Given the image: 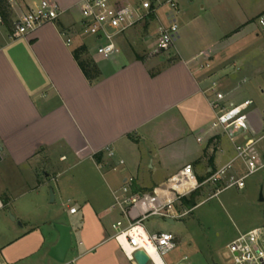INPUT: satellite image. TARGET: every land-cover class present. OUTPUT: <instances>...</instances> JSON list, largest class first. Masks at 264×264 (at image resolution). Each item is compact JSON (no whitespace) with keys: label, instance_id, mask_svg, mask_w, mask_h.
<instances>
[{"label":"crops","instance_id":"1","mask_svg":"<svg viewBox=\"0 0 264 264\" xmlns=\"http://www.w3.org/2000/svg\"><path fill=\"white\" fill-rule=\"evenodd\" d=\"M1 1L4 3H0V12L2 9L5 19L0 23V196L5 197L7 208H0V219L10 222L8 211L17 197L36 194L42 203L32 205V215L18 218L21 226L17 219L11 222L15 226L10 227L14 236L12 240L0 239V264L28 260H35L32 264H59L49 257L50 249L59 241L53 224L71 227V236L74 227L66 224V218L55 210L49 211L46 203L54 205L58 199L64 205L66 185L63 188L59 180L65 177L66 167L72 161V167L88 162L111 175L116 186L111 190L112 197L121 192L127 179L133 178L134 193L165 202L176 194L172 180L186 167H192L200 184L210 167L221 168L234 157L227 138L220 140V151L212 152L209 148V136L205 133L215 114L208 88L228 74L225 80L230 83L255 78V73H246L245 62L241 66L236 60L233 66L227 62L228 58L242 54L241 43L252 34L251 18L220 30L206 50L183 54L176 46L178 36L172 47L177 52L175 57L169 55L170 51L164 53L166 57H142L136 52L132 29L131 35L127 32L118 40L120 54L104 59L96 54L95 46L90 48L84 43L80 0H50L65 14L20 39L12 38L15 24L44 0ZM164 12L161 9L159 18L134 29L150 27L157 34L159 24L165 22ZM82 46L88 49L83 59L93 61L100 70V77L93 82L86 79L73 56ZM232 47V56L226 55ZM155 50L156 47L153 53ZM202 53L204 57L200 56ZM204 63L210 65L209 70L200 68ZM253 107L254 102L249 109L251 114ZM249 125L255 131L250 122ZM97 155H102L100 163L96 161ZM212 157L214 162L210 166ZM116 172L120 178L112 175ZM153 177H158L159 182L154 183ZM50 182L57 183L53 203L47 202ZM113 204L105 210L107 213H112ZM72 208L69 207V214L76 216L78 211L71 214ZM44 226L51 227L54 236H45L41 230ZM145 230L148 234L161 233ZM98 235L96 229L84 232L86 248L74 261L85 258L104 243L112 244L113 258L118 253L125 256L114 234L103 235L97 241Z\"/></svg>","mask_w":264,"mask_h":264},{"label":"rangeland","instance_id":"2","mask_svg":"<svg viewBox=\"0 0 264 264\" xmlns=\"http://www.w3.org/2000/svg\"><path fill=\"white\" fill-rule=\"evenodd\" d=\"M177 3L180 10L177 16L180 41L176 40L177 44L176 41L175 44L183 54L185 51L206 50L210 48L208 46L217 38L220 30H226L235 24L242 23L246 17L253 20L251 24L254 25L249 28L252 34L244 40V43H241V46H244L240 47L243 50L242 54L236 57L237 59L228 58L227 62L232 66L235 65V60L238 66L245 62L246 73L253 72V75L255 73V78L249 82L248 79L243 78L241 83L240 81L230 83L225 80L229 77L228 74L224 79L219 78L218 84L220 90L227 96L226 103L233 102L238 105L248 99L254 102L252 114L249 113V122L258 133L260 114L264 111V93L260 92L264 90V25L260 23L261 20L264 21V0H177ZM150 29L144 26L138 29L140 31L133 29L136 52L146 59L164 55V53H153L157 34ZM127 34L131 35L130 31ZM83 40L90 48L94 47L93 38L85 37ZM79 43L80 40L74 47ZM232 49L235 48L232 47L225 54L232 56L234 51ZM169 55L175 57L177 52L171 48ZM204 64L208 65V63ZM229 70L234 71L231 68ZM70 164L69 168L66 167L65 177L59 180L63 188L66 185L64 205L62 206L58 199L54 205L46 203L49 211L55 210L62 218H66V224L74 227L72 249L68 254L66 264H88L90 262L131 264L122 253H118L116 258L112 257L111 243L100 245L83 259L73 260L78 258L86 248V245H83L85 231L96 229L99 234L96 237L98 241L101 237L103 238V235L105 237L108 234H114L113 224L117 222L126 224V219L119 214L118 210L112 213L105 211L114 202L111 190L116 186L111 180V175H107L103 168L96 169L88 162L76 167H72L74 161ZM144 172L147 173L146 170ZM112 175L119 177L118 172ZM158 176H163V174H158ZM233 176L234 173H230L217 185L207 184L201 188L200 196L197 198L198 205L194 209L189 210L180 205L179 210L186 211L187 215L175 221L174 225L160 216H152L145 221L144 226L148 231L167 232L177 239V248L162 257L164 264H179L185 257L188 259L185 264H233L228 245L239 234L254 229L264 231V201H261V197L264 200V169L245 181V189L231 188L218 193ZM153 178L154 183L159 182L158 177ZM50 183L48 203L51 200V192L54 193L57 188V183ZM15 200H17L16 203H13L8 211L10 222L0 219V239L12 240L14 236V230L10 229V227H15L11 223L13 222L11 216L19 222L18 218L32 215L30 212L32 205L42 203V199H39L36 194L21 199L17 197ZM0 201L4 202L5 197L0 196ZM71 206L78 211L76 216L69 214ZM50 229L51 227L44 226L41 230L45 236H54ZM3 234L5 236H1ZM153 258L157 264H163L155 254ZM34 261L28 260L20 264H32Z\"/></svg>","mask_w":264,"mask_h":264},{"label":"built area","instance_id":"3","mask_svg":"<svg viewBox=\"0 0 264 264\" xmlns=\"http://www.w3.org/2000/svg\"><path fill=\"white\" fill-rule=\"evenodd\" d=\"M78 9L82 37L93 38L96 54L104 59L120 54L118 40L137 26L159 18L161 9L165 11V22L158 26L155 52H169L179 36L177 16L180 10L177 0H80ZM64 14L55 2L44 0L19 19L12 38L26 37L46 24L55 23ZM2 21L0 14V23ZM260 23L264 25L263 20ZM67 43L71 44V40L68 39ZM200 56L204 57L205 54ZM200 68L208 69L210 65L203 64ZM208 93L213 95L210 104L215 114L209 131L205 133V136H209V148L212 152L220 151V140L227 138L235 155L221 168L210 167L204 182L200 184L197 183L192 167H186L178 178L172 180L177 192L171 200L165 202L134 193V179L126 180L121 192L113 194L114 204L110 212L118 210L126 219V224H113V238L127 259L134 263V254L138 251L145 252L150 258V264H155L150 253L152 250L162 259L177 248V240L172 234H148L143 226L147 219L160 216L167 221L180 220L187 215L186 211L178 208L182 198L189 197L207 184L217 185L230 173H234V176L218 193L231 188L243 190L245 181L264 169V112L260 130L256 133L249 125L252 101H244L238 105L233 102L226 103L227 96L220 90L217 81L210 84ZM198 142L202 143V138ZM70 213L75 214L76 209H70ZM227 248L233 264H264V231L254 229L239 234ZM187 260L185 257L179 264H185Z\"/></svg>","mask_w":264,"mask_h":264},{"label":"trees","instance_id":"4","mask_svg":"<svg viewBox=\"0 0 264 264\" xmlns=\"http://www.w3.org/2000/svg\"><path fill=\"white\" fill-rule=\"evenodd\" d=\"M1 4H3L4 2L1 1ZM1 8V7H0ZM2 19H5V15L4 12H0ZM88 53V49L85 46H82L80 48H78L77 50L74 51V59L76 60V62L78 63V66L80 68V70L82 71V73L84 74V76L86 77V79L90 82H93L95 80H97L100 77V70L98 69L97 65L91 61V60H84V56ZM101 157L102 155H97L96 156V161L98 163L101 162ZM213 157L209 158V165L213 166ZM200 183L204 182V179H200L199 180ZM200 196V190H196L195 192H193L190 197H184L181 200V205L184 208H188L189 210L194 209L195 207H197L198 203H197V198ZM2 202V201H1ZM2 205L4 208H7V202H2Z\"/></svg>","mask_w":264,"mask_h":264},{"label":"water","instance_id":"5","mask_svg":"<svg viewBox=\"0 0 264 264\" xmlns=\"http://www.w3.org/2000/svg\"><path fill=\"white\" fill-rule=\"evenodd\" d=\"M261 201H264L261 197ZM51 202H54V194L51 193ZM13 222L16 221L14 217L11 216ZM21 226L20 222H17ZM173 224V222H171ZM53 229L59 234L58 243L50 249L49 257L59 264H65L67 255L72 248V228L63 224H53ZM135 264H150V258L143 251H138L134 254Z\"/></svg>","mask_w":264,"mask_h":264},{"label":"bare ground","instance_id":"6","mask_svg":"<svg viewBox=\"0 0 264 264\" xmlns=\"http://www.w3.org/2000/svg\"><path fill=\"white\" fill-rule=\"evenodd\" d=\"M150 253H151V256L154 255V254H155L156 256H158L153 250H152ZM158 257H159V256H158Z\"/></svg>","mask_w":264,"mask_h":264}]
</instances>
